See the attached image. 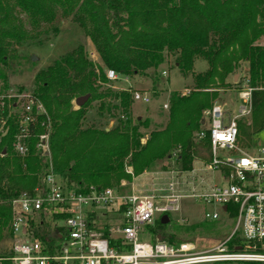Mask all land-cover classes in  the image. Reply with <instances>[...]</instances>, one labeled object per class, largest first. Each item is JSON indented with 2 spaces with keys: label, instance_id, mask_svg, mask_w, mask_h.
<instances>
[{
  "label": "trees",
  "instance_id": "1",
  "mask_svg": "<svg viewBox=\"0 0 264 264\" xmlns=\"http://www.w3.org/2000/svg\"><path fill=\"white\" fill-rule=\"evenodd\" d=\"M59 10L76 15L103 64L97 70L80 45L39 71L34 79L33 95L52 122L53 169L68 187L78 192L91 187L120 192L123 181L130 184L173 152L177 153L176 172H192L197 160L209 165V133L203 139L197 134L205 129L204 112L212 107L218 93L206 90L225 86L241 60L249 62L248 81L253 92L250 123L237 122L241 142L253 144L264 130V45L258 42L264 37V0H0V64L8 65L13 45L31 36L19 13L25 14L34 27L54 23ZM165 54L177 56L180 73L190 74L195 87L188 94H172L168 122L163 129L151 131L142 144L149 121L131 119L134 99L130 91L101 90L96 84L109 83L106 72L110 70L124 78L147 75L164 63ZM197 60L208 63L205 72L194 71ZM85 95L90 97L88 102L74 110L73 101ZM94 100L99 102L100 115L121 110L123 119L109 130L88 122V108ZM34 132L24 157L14 148L19 133L15 121L0 142V240L8 235L12 238V203L16 197L22 193L36 195L46 188L51 164L36 148L42 129L38 126ZM127 166L133 168L132 173L126 172ZM64 218L55 216L54 220ZM167 225L160 218L147 226L152 242L158 234L174 245L189 241L167 234ZM30 227L32 238L52 248L60 240L54 231L66 232L54 229L50 214L44 210L35 213ZM212 230L210 227L207 232Z\"/></svg>",
  "mask_w": 264,
  "mask_h": 264
},
{
  "label": "built area",
  "instance_id": "2",
  "mask_svg": "<svg viewBox=\"0 0 264 264\" xmlns=\"http://www.w3.org/2000/svg\"><path fill=\"white\" fill-rule=\"evenodd\" d=\"M106 77L128 80L112 70ZM130 93L136 102L151 101L147 92ZM238 93L245 104L240 114L231 118L221 104L215 103L204 112L205 129L197 134L203 139L209 133L212 161L207 170L218 176V182L209 193L196 194L195 198L217 206L205 213L207 222H218L223 216L235 222L233 232L213 248L202 249L191 242L174 245L165 238L160 242V234L152 242L147 226L166 213L178 211L181 195L165 196L166 203L161 206L156 195L121 194L116 188L91 187L78 192L63 184L51 165L42 193H22L13 201V243L8 254L0 256V264H264V141L257 136L249 146L240 142L237 122L252 115L253 92L248 80ZM11 121L18 125L14 148L20 156L28 154L27 143L38 126L42 133L36 148L43 157L50 155L52 122L37 97L32 93H0V142L8 134ZM41 210L50 214L54 229L66 230L65 234L54 231L60 240L53 248L32 238L30 222ZM61 215L63 220H54Z\"/></svg>",
  "mask_w": 264,
  "mask_h": 264
},
{
  "label": "rangeland",
  "instance_id": "3",
  "mask_svg": "<svg viewBox=\"0 0 264 264\" xmlns=\"http://www.w3.org/2000/svg\"><path fill=\"white\" fill-rule=\"evenodd\" d=\"M56 16L52 24L42 22L33 27L28 17L19 13V17L24 21L25 30L29 31L31 36L25 42L13 45L8 65L0 64V93L16 96L33 94L35 90L34 79L37 73L59 60L61 56L75 51L80 45L85 48L88 59L97 70L103 67L96 48L79 25L76 15L64 14L59 10ZM258 42L264 45V37ZM165 55L164 63L156 71H148L147 75L130 77L127 78V81L120 79L110 80L107 84H96L101 90L139 91L141 93L147 92L151 96V101L146 104L134 101L129 110L133 121L136 119L149 121L148 128L143 130L145 138L142 139V144H145L151 131L161 130L165 127L169 119V111L164 105L169 104L172 94L176 92L188 94L195 87L194 78L190 74L183 76L180 73L176 64L177 56ZM33 57H35L34 60ZM207 69L208 63L206 61H196L194 67L196 73H203ZM248 71L249 62L241 60L236 69L226 78L225 86L218 85L217 89L206 90L218 93V97L212 105L221 104L231 118L239 115L240 108L245 105L240 99L238 91L245 88V82L249 78ZM236 75L237 78H235ZM73 106L74 110L78 109L75 101H73ZM98 106L99 102L94 100L88 108V122H96L97 126L100 127L107 126V130H109L118 122L119 118L123 119L121 110H114L111 114L105 113L102 116L98 113ZM239 121L249 124L251 116L244 117ZM258 139L264 141V131L260 132ZM176 154L173 152L170 157L153 163L143 173L146 174L143 176L145 192L156 195V202L161 206L166 203L165 196L170 194L181 195L178 211L170 213V220L166 229L167 234L189 240L185 242L198 244L202 249L213 248L233 232L235 222L224 216L218 222H207L205 213L213 212L218 208L217 206L206 205L195 197L196 194L209 193L213 184L218 182V176L207 170L208 164L200 160L195 161L193 172H176ZM47 158L49 164L54 166L51 152ZM163 167H166V170H163ZM126 168L128 174L132 173L133 168L131 166ZM131 183L128 184L123 181L121 183L123 188H121L120 193L129 194L132 188ZM210 227H213V230L208 233L207 230ZM12 243L13 240L9 238V235L0 240V256L9 252ZM231 264L242 263L232 262Z\"/></svg>",
  "mask_w": 264,
  "mask_h": 264
},
{
  "label": "crops",
  "instance_id": "4",
  "mask_svg": "<svg viewBox=\"0 0 264 264\" xmlns=\"http://www.w3.org/2000/svg\"><path fill=\"white\" fill-rule=\"evenodd\" d=\"M237 77V75H236ZM235 77V78H236ZM193 172V171H192ZM146 174H142L138 177H136L133 182L131 183V191L128 195H130L131 193L133 194H137V195H143V196H146V195H150V194H147L145 192V184H144V180H143V176H145ZM146 193V194H145Z\"/></svg>",
  "mask_w": 264,
  "mask_h": 264
},
{
  "label": "water",
  "instance_id": "5",
  "mask_svg": "<svg viewBox=\"0 0 264 264\" xmlns=\"http://www.w3.org/2000/svg\"><path fill=\"white\" fill-rule=\"evenodd\" d=\"M34 59H35V57H33V60H34ZM237 77H238V76H237ZM237 77H236V78H237ZM89 99H90L89 95L80 96V97H78V99L75 100V105L77 106V108H78V107H81V106L85 105V104L88 102ZM203 123H204V122H203ZM161 222H162L163 225H164V224H167V223L169 222V217H168V215H164V216L161 218ZM164 238H165V237H163V236H161V235H159V236L157 237L158 241H160V242H163V241H164Z\"/></svg>",
  "mask_w": 264,
  "mask_h": 264
}]
</instances>
